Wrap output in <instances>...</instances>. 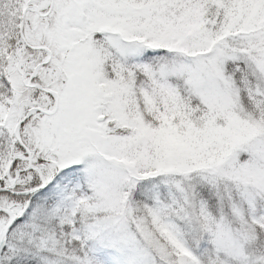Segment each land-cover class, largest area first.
Returning <instances> with one entry per match:
<instances>
[{"label": "snow or ice", "instance_id": "snow-or-ice-1", "mask_svg": "<svg viewBox=\"0 0 264 264\" xmlns=\"http://www.w3.org/2000/svg\"><path fill=\"white\" fill-rule=\"evenodd\" d=\"M0 264H264V0H0Z\"/></svg>", "mask_w": 264, "mask_h": 264}]
</instances>
